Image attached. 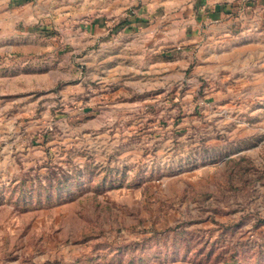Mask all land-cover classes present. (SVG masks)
<instances>
[{"label":"rangeland","instance_id":"obj_1","mask_svg":"<svg viewBox=\"0 0 264 264\" xmlns=\"http://www.w3.org/2000/svg\"><path fill=\"white\" fill-rule=\"evenodd\" d=\"M11 3L0 264H264V15L94 50Z\"/></svg>","mask_w":264,"mask_h":264},{"label":"crops","instance_id":"obj_2","mask_svg":"<svg viewBox=\"0 0 264 264\" xmlns=\"http://www.w3.org/2000/svg\"><path fill=\"white\" fill-rule=\"evenodd\" d=\"M11 5L25 12L21 36H36L41 42L54 28L72 30L80 48L94 50L112 38L133 31L144 35L147 30L157 34V41L171 43L178 40L174 31L183 30L181 41L188 45L190 38L213 24L238 23L230 15L236 7H242L250 19L264 15V0H12ZM37 24V31L30 32Z\"/></svg>","mask_w":264,"mask_h":264}]
</instances>
